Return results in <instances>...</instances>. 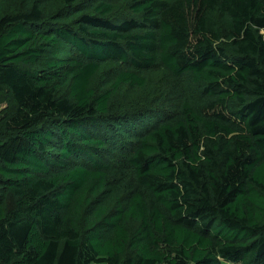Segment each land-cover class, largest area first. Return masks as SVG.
<instances>
[{
    "label": "trees",
    "instance_id": "obj_1",
    "mask_svg": "<svg viewBox=\"0 0 264 264\" xmlns=\"http://www.w3.org/2000/svg\"><path fill=\"white\" fill-rule=\"evenodd\" d=\"M0 264H264V0H0Z\"/></svg>",
    "mask_w": 264,
    "mask_h": 264
}]
</instances>
